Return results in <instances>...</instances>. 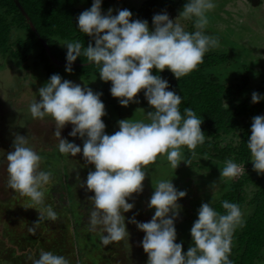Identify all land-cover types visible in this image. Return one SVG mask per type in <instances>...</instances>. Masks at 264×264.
<instances>
[{"label": "clouds", "instance_id": "clouds-1", "mask_svg": "<svg viewBox=\"0 0 264 264\" xmlns=\"http://www.w3.org/2000/svg\"><path fill=\"white\" fill-rule=\"evenodd\" d=\"M102 0H93L90 8L77 17L78 29L91 37L86 47L79 40L61 42L67 49L65 71H73L78 57H86L98 66L99 78L111 82L110 93L121 106L139 103L138 93L143 90L151 111L149 122L120 119L119 128L108 134L102 119L107 114L101 99L103 93L54 73L38 89L39 98L28 110L33 119L50 115L55 121L54 135L58 150L66 156L82 153L84 166L93 165L82 180H76L86 192L94 195L89 214L90 230L102 228L101 242L107 246L129 236L124 213L135 207L134 194L144 190L143 181L148 175L147 166L154 163L158 154L165 155L170 167L189 161L182 154L186 146L193 151L205 142L203 120L191 107L180 110L182 96L169 87V81L159 75L165 69L181 79L203 62L205 54L218 47L215 37L205 34L208 13L215 8L214 0H186L179 17L193 22L194 31L170 18L167 11L155 13L152 26L146 19H131L133 13L118 9L113 15L109 8L102 12ZM153 69L157 74H153ZM252 102L264 99V94L252 93ZM72 125L68 136L79 137L83 145L68 140L61 134ZM253 170L264 175V115L252 118L251 134L246 141ZM207 159V157H204ZM7 186L21 196H27L38 210V220L57 219L51 205L44 206V187L51 173L40 169L41 155L28 145L27 136L16 133L12 150L6 154ZM190 165V164H189ZM241 169L232 159L220 168L221 179L239 175ZM215 182L213 183L214 186ZM147 207L155 209L149 221L141 222L133 215L128 218L145 234L140 241L148 254L146 264H232L229 258L232 233L242 226V212L238 204L224 200L225 212H218L210 202H202L197 219L190 228L192 244L187 251L183 242H177L176 220L182 206L180 198L186 191L179 190L171 180H159L153 185ZM40 206V207H37ZM29 231L34 232V228ZM33 264H69L60 254L41 250Z\"/></svg>", "mask_w": 264, "mask_h": 264}, {"label": "rangeland", "instance_id": "rangeland-1", "mask_svg": "<svg viewBox=\"0 0 264 264\" xmlns=\"http://www.w3.org/2000/svg\"><path fill=\"white\" fill-rule=\"evenodd\" d=\"M145 1L102 0L101 8L105 14L112 8V14L115 15L118 9L127 8L132 12ZM214 2L215 8L207 14L209 22L204 29L205 34L218 40V47L215 48L217 51L226 50L237 63H225L215 68L214 72L229 84L242 83L243 76H247V86L243 87L241 93L251 94L250 91L257 89L264 78V0ZM185 3L186 0H158L155 12L167 11L170 18L176 19L185 30L191 32L195 30L192 21L179 17ZM91 5L92 0H79L76 7L82 12ZM19 32L22 35L24 33L23 30ZM18 34L14 32L15 37ZM34 59L35 56H31L29 61H22L10 55H0V203L17 198V192L7 186L6 154L12 150L14 135L19 133L27 136L28 145L41 155L40 169L51 173L50 181L43 189L44 206L51 205L57 212V219L42 221V226L34 225L38 220V210L29 207L32 201L27 196L20 195L18 199L22 206L18 207L19 213L16 214L22 216L27 207L30 212L25 213L28 216L25 219H10V216L3 214L6 212L4 209L0 213V264H33L41 250L63 255L69 264H146L148 254L140 243L145 233L138 230L134 223H129L128 218L135 215L141 222L152 218L155 209H149L147 202L154 191L153 185L159 180L172 179L177 189L187 193L178 201L182 208L175 226L177 242H183L184 249L190 247V228L197 219L198 208L202 202H210L212 206L216 204L228 189L229 183L243 173V166L236 162L241 169L240 174L231 179H221L220 168L224 164L202 159L199 161L201 164L191 166L182 161L175 170L170 167L165 155L158 154L156 161L147 166L149 173L143 181V192L134 194L130 200L135 207L124 213L129 236L105 246L101 242L102 228L97 226L95 230H90L92 202L87 197L94 193L86 192L76 180L77 172L82 180H86L88 171L94 169V166H84L82 153L75 157L60 154L57 151L58 139L54 135V119L50 115L43 119H33L28 110V106L39 98V87L48 80L45 75L37 72ZM58 73L81 85L87 83L95 91L100 90L104 84L98 74L85 78L73 71H65V66ZM104 96L107 114L102 119L108 134L118 130L117 122L120 119L149 122V109L140 98L139 103H130L125 107L119 104L118 98L109 94ZM71 128L72 125L68 124L62 129V136L82 147L81 138L68 136ZM226 136V140H239L238 136ZM254 189V184L249 186L250 196ZM250 212L251 208L247 209L244 217ZM30 228L35 231H29ZM95 231L98 233L94 235ZM74 235H77V243ZM90 235L93 240L89 239ZM95 237L99 240L94 241ZM98 246L99 249L96 248Z\"/></svg>", "mask_w": 264, "mask_h": 264}, {"label": "trees", "instance_id": "trees-1", "mask_svg": "<svg viewBox=\"0 0 264 264\" xmlns=\"http://www.w3.org/2000/svg\"><path fill=\"white\" fill-rule=\"evenodd\" d=\"M78 1L0 0V55H10L22 61H29L31 56H35V68L46 79L58 73L66 65L67 49L61 42L79 40L86 47L91 41V37L76 26L77 17L81 13L76 7ZM157 4L158 0H146L132 11L131 19H146L151 27ZM22 30L23 35L19 32ZM14 32L19 34L15 37ZM225 63L234 65L233 56L226 50L217 51L214 48L205 54L203 62L196 69L181 79L175 78L168 69L159 75L169 80L170 89L182 96L181 113L183 114L185 107H191L203 120L201 128L205 131V142L197 145L194 154L186 146L183 147V154L189 164H201L199 161L206 160L204 157H207L210 159L208 161L219 165L232 159L243 166V173L229 183L228 189L213 207L223 214L225 210L221 202L228 200L238 204L241 209L244 223L236 227L230 242L229 258L232 264H261L264 262V175H258L253 170L246 141L251 134L252 118L264 115V99L257 103H253L251 99L253 91L264 94V78L257 89L250 91L251 94H243L241 91L247 86V76H243L242 83L229 84L214 72L215 68ZM72 68L73 72L85 78L93 74L99 75L98 66L83 56L77 58ZM153 74H157L155 69ZM110 87L111 82H104L98 90L103 93V101L106 99L105 94L111 96ZM138 97L151 111L143 90L138 93ZM226 135L238 136L239 140H226ZM252 184L255 189L250 196L249 186ZM16 197L0 203V213L4 209L6 212L3 214L10 216V219H25L28 217L25 213L30 212L29 207L21 211L22 216H18L16 213H19L18 207L22 204L18 199L19 193ZM249 208L251 212L244 217V212ZM41 223L42 221L39 222L40 225ZM95 233L98 232L95 231L94 235ZM74 236L77 243V235ZM89 239L93 240V236L90 235ZM95 240L99 238L95 237ZM96 248L99 249V246ZM188 248L183 249L187 251ZM80 251L82 255V247Z\"/></svg>", "mask_w": 264, "mask_h": 264}]
</instances>
